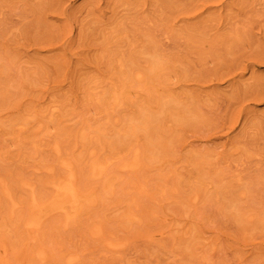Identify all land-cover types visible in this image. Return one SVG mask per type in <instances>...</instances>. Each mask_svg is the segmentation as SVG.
Here are the masks:
<instances>
[{
	"label": "rangeland",
	"instance_id": "1",
	"mask_svg": "<svg viewBox=\"0 0 264 264\" xmlns=\"http://www.w3.org/2000/svg\"><path fill=\"white\" fill-rule=\"evenodd\" d=\"M0 264H264V0H0Z\"/></svg>",
	"mask_w": 264,
	"mask_h": 264
},
{
	"label": "bare ground",
	"instance_id": "2",
	"mask_svg": "<svg viewBox=\"0 0 264 264\" xmlns=\"http://www.w3.org/2000/svg\"><path fill=\"white\" fill-rule=\"evenodd\" d=\"M137 164L138 161L136 158H134V160L131 161L128 166L135 167ZM102 170L103 167H100L98 171L101 172ZM50 184L52 185L53 191L55 192H53L55 194V199H53L51 203H49L46 207L43 208L36 203L32 204L28 219L26 221V224L30 226V228L37 227L40 224L41 218L49 211L55 209L63 210L68 215L69 212L75 211L82 202L81 195L79 193L80 191L78 192L74 185L72 173H69L67 176H60V178L52 180ZM43 202L45 203V201ZM69 260H71V258Z\"/></svg>",
	"mask_w": 264,
	"mask_h": 264
}]
</instances>
